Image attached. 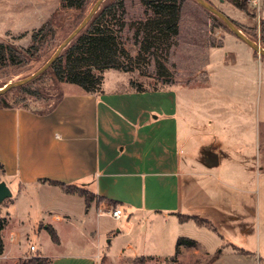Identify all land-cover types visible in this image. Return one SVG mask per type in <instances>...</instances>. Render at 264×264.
<instances>
[{
	"label": "crops",
	"instance_id": "0c3cea01",
	"mask_svg": "<svg viewBox=\"0 0 264 264\" xmlns=\"http://www.w3.org/2000/svg\"><path fill=\"white\" fill-rule=\"evenodd\" d=\"M232 9L233 4L227 5L224 12L243 18ZM195 17H190V24H196ZM214 37L222 46L209 47V71L244 74L242 65L226 61L232 54L238 62L243 52L237 47L241 46L228 47L234 39L222 31ZM120 86L107 90L103 83L101 92L88 93L68 83L56 106L44 113L0 107V181L13 184L17 191L0 205V215L6 218L0 264H16L26 257L47 258L49 264H98L105 254L112 259L128 257L126 253L136 251L127 236L130 227L116 255L108 256L114 238L102 246L96 236L104 228L103 218L120 221L124 210L134 218L138 212L161 214L164 219L159 223L166 226L171 219L176 231L190 222L214 231L218 235L212 239L214 246L198 236L182 235L198 244L181 248L203 249L208 254L221 248L216 264L226 254L239 259L238 264L240 259L253 258L250 250L240 248L239 241L245 236L254 240L256 199L264 172L256 153L248 156L246 140L254 141L256 130H245L241 118L229 114L181 116L187 97L192 98L191 92L197 90L192 86L188 93L176 84L152 90L144 87L145 91H138L131 82V87ZM214 86L222 89L219 83ZM209 89L200 92L202 102L210 100ZM241 89L229 84L224 94L238 98ZM198 122L206 124L197 130ZM183 138L189 139V152L181 144ZM69 185L87 189L94 200L87 203L83 195L67 192ZM117 207L122 210L119 219L112 216ZM181 215L209 224L182 221ZM33 234L50 238L48 248H39L36 242L28 246ZM31 245L36 248L32 250Z\"/></svg>",
	"mask_w": 264,
	"mask_h": 264
},
{
	"label": "rangeland",
	"instance_id": "374dc122",
	"mask_svg": "<svg viewBox=\"0 0 264 264\" xmlns=\"http://www.w3.org/2000/svg\"><path fill=\"white\" fill-rule=\"evenodd\" d=\"M95 1L92 0L85 11H79L73 8H62L61 0H0V42L14 45L17 48H30L33 43V33L45 25L51 27L47 31V35L42 37L37 44V50L34 48L36 50L34 59L29 63L26 65L13 63L4 65L3 61L0 62L2 64L0 66V87L24 79L37 71L49 60L60 43L79 25ZM112 1L108 4H111ZM124 1L125 12L122 19L109 17L102 21L104 26L101 29L115 38L119 53V67L107 68L100 72L104 78L105 89L119 88L120 85L121 88H123L122 85L131 87L130 82L150 90L166 86L174 87L175 84L182 86L183 93H188L190 86L196 88L197 90L191 92L192 98L187 97L188 103L183 106L179 114L187 117L192 116V114L212 116L215 113H223L241 118L240 123L246 125L245 130L255 129L257 136L260 133V136H256L254 141L246 140V151L251 153L248 156L250 155L252 158L255 155L252 153H256V158L261 160L264 172V56L258 54L250 45L236 36L222 19L217 16L215 18L212 12L206 10L196 0H184V3L187 2V4L184 7L185 16L180 36L178 38L177 36H159L155 45L146 50L143 46V36L145 24L154 17L152 11H146V5L143 4L142 0ZM206 1L215 5L222 12L227 5L233 4L231 0ZM248 6L246 12L233 4L232 10L242 15L243 18H237L232 12H230L232 17L228 15L229 13H224L239 24L240 30L249 39L259 43L264 48V32L259 29L258 13L252 4L248 3ZM260 14L261 20L264 21V4ZM119 15L120 11L117 13V17ZM193 15L196 16L195 25L190 24V17ZM122 23L124 24L122 25ZM216 31H222L233 37L234 41L228 43V47L233 49L237 45L244 47H237V50L243 52H240L238 62L235 55L232 54H228L226 59L228 65H242L245 69L244 74H228V71L222 70L214 75V71H209L207 67L209 47L211 45L222 46L219 43L221 40L214 37ZM137 32H139L138 35ZM40 34L43 33L40 32ZM65 62L66 59L64 58L63 67H67ZM159 62L163 63L164 67H159ZM171 82L174 83L165 84ZM214 83L221 84L222 89L215 90L217 86H214ZM229 84L244 87L238 91V98L232 93L224 94V87ZM27 85L30 89L39 91L40 95H27L25 91H12L7 98L11 100L16 96H24L27 102L31 101L38 106H50L58 99L61 92L66 90L68 83L59 82L52 73L47 72L27 83ZM208 86L210 89L206 93L210 94L211 102H209L210 100L202 102L200 92L205 91ZM218 92H222V96H218ZM191 100L192 103L189 102ZM249 118L252 119L251 122ZM205 124L198 122L197 130H200L199 127ZM186 139L189 140L183 138L181 144L189 152L190 144H187ZM199 157L202 158L201 153ZM260 182L259 196L256 199L254 240L245 236L243 241H239L240 248L250 250L253 258L240 259L242 264H264V174ZM7 183L16 195L17 191L13 184ZM137 215L138 217L134 218V214L129 215L124 210L123 219L120 221L109 217L103 218L101 225L104 228L99 229L96 236L102 246H106L108 240L114 238L111 241L108 256L118 254L120 245L127 241V239H123L122 235L127 232L129 227L130 231L127 236L131 238L136 251L126 253L128 257L121 256V258L115 259L107 257L105 254L98 264H129L130 257L135 256H145L150 264H216L212 262L213 254H208L203 249L196 250L183 247L176 256L178 237L182 235L198 236L205 240L208 246L212 247L214 246L212 239L218 238L214 231L199 228L195 222L185 224L180 231H176L175 221L171 219L166 226L159 223L161 219H164L161 214L146 215L138 212ZM216 225L219 230L222 229L221 225ZM200 229L202 232L199 231ZM67 230L69 233H73L69 228ZM118 230L121 232L120 235H116ZM177 232H182V234L176 237ZM252 241L254 242L253 245L250 244ZM34 242L39 248L40 245L41 248H48L51 239L37 237L33 234L28 246ZM29 259L30 257L23 258L16 264H23ZM238 262L239 259L226 254L217 264H238Z\"/></svg>",
	"mask_w": 264,
	"mask_h": 264
},
{
	"label": "trees",
	"instance_id": "16d2710c",
	"mask_svg": "<svg viewBox=\"0 0 264 264\" xmlns=\"http://www.w3.org/2000/svg\"><path fill=\"white\" fill-rule=\"evenodd\" d=\"M110 1L111 0H105L102 3L86 28L75 37V39H73V41L62 51L59 58L44 73H52L61 83L65 82L79 85L88 93L102 91L104 78L100 72L107 68L119 67V53L117 51L115 38L101 29L104 26L102 21L109 17H114L120 20L125 12L124 0H113L111 4H108ZM90 2H92V0H61V6L62 8H73L79 11H85ZM142 2L146 5V11L149 12V10H151L154 16L145 24L143 46L146 50L151 49L155 45L156 39L159 38V36L176 37L178 35L181 9L184 0H142ZM231 2L239 9L246 12L248 11V0H231ZM119 11L120 15L117 17ZM216 16L217 15L214 14L215 18L218 17ZM234 23L240 27L237 22L234 21ZM123 24L124 23H122V25ZM50 28V26L45 25L41 27L39 31L33 33V43L30 48H17L14 45L0 42V62L3 61L4 65L8 63L26 65L29 63L34 59V54L38 46L37 44L42 37L47 35L46 33ZM260 29L264 32L263 20L260 21ZM40 32L43 34H40ZM138 33L139 32H137V35ZM34 48L36 50H34ZM64 58L66 59L65 63L67 64V67H63L62 65ZM1 65L2 64H0V66ZM158 65L159 67H164L161 62H159ZM96 71H99V73H96ZM132 84L138 91L146 90L142 85L138 86L137 84ZM12 91H25L27 95H40L39 91L30 89L27 84L14 87L9 91L0 94V107H25L35 112L44 113L51 111L63 96V92H61L58 99L52 105L44 107L35 105V103L31 101L27 102V99L24 96H16L9 100L7 97ZM65 189L69 193H79L83 195L86 198L87 203H90L94 198L93 193H90L87 189L81 187L69 185L66 186ZM189 219H194L199 224H209L202 218L181 215L182 221H187ZM5 224L6 218L0 215V252L2 251L1 230L4 228ZM49 233L54 241L58 240L53 228L49 227ZM197 244L198 243L191 238L184 236L178 237L176 256L180 253V248L182 246L195 247ZM220 255L221 249L213 254L212 262H216ZM147 260L148 259L145 256L130 257L129 264H150ZM23 264H49V260L43 257H33Z\"/></svg>",
	"mask_w": 264,
	"mask_h": 264
},
{
	"label": "water",
	"instance_id": "95a60500",
	"mask_svg": "<svg viewBox=\"0 0 264 264\" xmlns=\"http://www.w3.org/2000/svg\"><path fill=\"white\" fill-rule=\"evenodd\" d=\"M105 0H96L86 16L83 18V20L79 23V25L60 43L59 47L56 49V51L53 53V55L49 58L48 61H46L37 71L29 75L28 77L24 79H19L17 81H13L11 83H7L0 87V94H3L10 89L18 86L25 85L41 74H43L45 71H47L51 65L59 58L62 51L77 37L90 23L95 13L98 11L100 6ZM200 5H202L204 8L212 12L213 14L217 15L220 19H222L229 28L234 32V34L238 37H240L244 42H246L248 45H250L258 54L264 56V48L261 47V45L251 39H249L241 30L240 28L234 23L233 20H231L224 12H222L220 9H218L215 5L212 3L206 1V0H196ZM13 196V191L11 190L9 184L5 180L0 181V205L4 203L5 200L8 198H11Z\"/></svg>",
	"mask_w": 264,
	"mask_h": 264
},
{
	"label": "built area",
	"instance_id": "2783aa9c",
	"mask_svg": "<svg viewBox=\"0 0 264 264\" xmlns=\"http://www.w3.org/2000/svg\"><path fill=\"white\" fill-rule=\"evenodd\" d=\"M264 0H248V3L252 4L255 11H257L258 13V19H259V29H260V21H261V11H262V7H263V3ZM121 214H122V210L117 207L115 209H113L112 211V216L116 219H119L121 217ZM36 247L35 245H31V249L34 250Z\"/></svg>",
	"mask_w": 264,
	"mask_h": 264
}]
</instances>
